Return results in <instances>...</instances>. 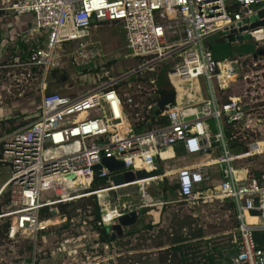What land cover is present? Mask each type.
<instances>
[{
    "label": "built area",
    "instance_id": "obj_1",
    "mask_svg": "<svg viewBox=\"0 0 264 264\" xmlns=\"http://www.w3.org/2000/svg\"><path fill=\"white\" fill-rule=\"evenodd\" d=\"M10 13H31L35 23L14 36L0 32L2 53L11 41L20 44L16 58H0V104L27 95L26 84L34 80L42 92L39 113L0 136V179L10 174L0 182V220L10 222L4 240L28 235L33 247L26 264L52 258L54 248L59 264H120L132 249L119 242L125 237L105 234L121 216L228 198L236 225L227 232L233 253L226 264H264V238L262 245L255 239L264 233V169L236 164L264 153L253 148L264 141V41L251 59L216 58L204 43L216 32L244 38L256 28L264 32V26L241 30L264 20V0H0V21ZM112 24L123 27L125 49L139 60L122 73L114 72L115 56L93 37V30ZM63 44L70 64L94 83L75 97L47 90V73L58 65ZM163 70L174 100L155 114ZM227 127L235 129L234 138L253 134L246 151L230 150ZM176 148L205 159L162 170L179 154ZM107 158L123 165L109 170ZM157 164L158 175L121 184L110 178L150 172ZM215 165L222 176L214 182ZM168 177L173 194L155 201L146 185ZM103 178L106 184L93 185ZM48 190L52 197L41 200ZM48 237L49 252L37 249Z\"/></svg>",
    "mask_w": 264,
    "mask_h": 264
},
{
    "label": "rangeland",
    "instance_id": "obj_2",
    "mask_svg": "<svg viewBox=\"0 0 264 264\" xmlns=\"http://www.w3.org/2000/svg\"><path fill=\"white\" fill-rule=\"evenodd\" d=\"M17 15L18 14H12L10 19L13 21L18 20L19 24L30 22L27 26L35 23V19L31 13H22L18 15V17ZM93 37L100 41L101 46L106 52H112V56H115V73H122L125 69L135 68L137 66L139 60L130 56V52L125 49L124 29L120 24L99 27L93 30ZM263 39L264 32H261L260 28H256L251 32V37L246 36L244 39H238L236 35H224L221 32H216L207 37L204 43L212 49L216 58L237 57L251 59L257 47L262 45ZM62 48L63 49L57 50L58 57L56 61L58 65L47 73V90L59 91L64 95L75 97L87 92V90L94 86V83L91 78L89 79L85 75L78 74L79 68L70 64L67 55L69 48L66 44H63ZM1 53L0 50V56ZM171 64L173 66L176 65L173 61H171ZM198 84L202 91H204L206 88L205 85L201 83V81L198 82ZM26 86L27 95L19 98L17 97L14 101L7 98L9 102H1L0 122L4 117L12 115L16 111L23 113V116H20L26 119L36 116L39 113L42 103V92L39 89L40 81H31L27 83ZM9 126L10 123H1L0 130ZM210 130L211 132H215L216 127L211 125ZM3 133L4 131H0V135ZM253 148L256 150L264 148V141H259ZM230 150L232 151L231 148ZM176 151L179 154L175 158L163 162L162 170H171L184 164L205 159V156L202 154H185L179 148H176ZM211 156H216V153L211 154ZM239 163H243V165L248 166L251 170H263L264 153L254 156L253 158H245L236 162V164ZM211 169L215 170L216 174L213 181L220 180L222 176L221 165H215ZM9 176L10 174L4 172L0 182H4ZM164 183L169 186L174 184V181L169 179V177L164 178L163 182L159 180L151 181L146 185V193L155 201L161 200L162 197L159 192ZM171 190V188H168L169 192H171ZM52 195V190L45 191L41 194V200L45 201L51 198ZM134 197L135 200H139L140 194L136 193ZM233 204V199L228 198L225 202L214 200L209 203L194 204L191 208L184 205L177 208L174 204L165 205L163 211L160 206L146 208L147 210L144 211L145 213L139 214L137 225H140L143 220H145V223H152L151 227L148 230H143L134 237H126L125 235L120 236L125 237V241L124 239H119V242L124 244L128 249H132V253L129 254L127 258L121 259L120 264H178L176 256L172 254L169 255L168 252H165L168 248H171L170 236L172 234L176 235L181 229L194 232V230H197L199 227L203 228L207 235L229 232L236 225V217L232 207ZM4 205L5 203L2 201V208ZM252 220L253 224H257L259 221L256 216H254ZM126 230L127 228L125 227L123 232L125 233ZM23 236L28 235H22L18 240H3L0 242V264H26L29 262L31 251L26 250L25 245L27 244V238ZM48 238V243L42 242L37 246V249H43L49 252V247L52 246L53 243L51 244V238ZM226 241H228V235H224L216 240L219 244H224ZM52 251V261L48 260L50 262H43V264H59L58 255L60 252L56 248L52 249ZM42 252H40L41 256H43Z\"/></svg>",
    "mask_w": 264,
    "mask_h": 264
},
{
    "label": "trees",
    "instance_id": "obj_3",
    "mask_svg": "<svg viewBox=\"0 0 264 264\" xmlns=\"http://www.w3.org/2000/svg\"><path fill=\"white\" fill-rule=\"evenodd\" d=\"M157 81L159 93H168L172 91V87L167 81L165 70H163L158 76ZM153 110L155 114H158L160 111L157 106H155ZM233 131H235L233 127H227L226 136L229 140V147L235 153L246 151L248 147L247 142L250 140L253 134L246 135V133H240L237 134V136L234 138L232 136ZM252 171H256V169H252ZM106 183L107 179L103 178L100 180H96L93 185L95 186L98 184ZM168 188L172 189L171 192L168 191ZM175 188V184L167 186V184L164 183L162 186V190L166 192V195L168 196H171L173 194V190ZM137 222L138 220L133 225L129 226L123 235L134 236L138 233H141L143 230H148L151 227V224L145 223V220H143L140 225H137ZM9 223L10 222L7 218H2L0 220V242L7 237L6 233ZM224 235H227V232L218 233L215 235H207L201 227H199L197 230H194V232H179L174 236L173 239L176 244L172 245L171 248H168L165 252H168L169 255L172 254L173 256H176L178 264H226L230 255L233 253L232 244L229 242V240L224 244H219L218 242H216L217 238H220ZM105 236L106 239L110 240V235L105 234ZM263 238L264 233H255V239L257 242L261 243V245L263 242ZM32 247L33 245L31 241L27 238V244L25 245L26 250L31 251Z\"/></svg>",
    "mask_w": 264,
    "mask_h": 264
},
{
    "label": "water",
    "instance_id": "obj_4",
    "mask_svg": "<svg viewBox=\"0 0 264 264\" xmlns=\"http://www.w3.org/2000/svg\"><path fill=\"white\" fill-rule=\"evenodd\" d=\"M259 26H264V20H259V21H255L252 24H250L248 27H244L243 29H248V28H255V27H259ZM235 30H231L228 32H224V33H235ZM238 39H243V36H239L236 35ZM262 53V50H259V54ZM257 53L255 52V54L253 55L254 57H256ZM174 100V92H168V93H164L162 98L159 100L157 107L158 108H162L164 105L171 103ZM104 162L107 164L109 170H114L116 168H119L123 165L122 161H116L114 159H104ZM95 168L99 169L100 166L96 165ZM161 173V169L159 167V165L157 164L155 169L153 171L147 172L145 170H138L135 173H133L132 171H127L123 174H115L112 175L110 178L111 180L114 182V184H121L125 181H131L134 179H142L145 177H149L152 175H158ZM137 212L136 211H132L129 214H126L124 216H121L119 219V222L115 225L112 226V233L110 235L111 239H115L117 237H120L123 235V229L124 227H129L131 225H133L136 221H137Z\"/></svg>",
    "mask_w": 264,
    "mask_h": 264
},
{
    "label": "crops",
    "instance_id": "obj_5",
    "mask_svg": "<svg viewBox=\"0 0 264 264\" xmlns=\"http://www.w3.org/2000/svg\"><path fill=\"white\" fill-rule=\"evenodd\" d=\"M12 14H14V13H10V14H8V16L7 17H5V19L4 20H1L0 21V32H2V31H8L10 34H11V36H14L15 35V33H17L18 31H21V30H23V29H25L26 27H27V24H29L30 22H28V23H26V24H19L18 23V20L17 21H13L12 19H10L11 18V16H12ZM17 17H18V15H17ZM10 20V21H9ZM124 38H125V35H124ZM20 46V44H19V42H18V40H13V41H11L10 43H9V47H8V49H7V52H3V53H1V56H0V58H4V59H13V58H16L17 56H18V47ZM1 50V49H0ZM2 52V51H1ZM20 115H22L23 116V113H21L20 111H16L15 113H13L12 115H9V116H7V117H4V119L0 122V124L2 123V124H5V123H10V126L9 127H5V129H2V130H0V131H4V133L3 134H5V133H7V132H10L11 130H13V129H15L16 127H18L19 125H22L23 123H25L27 120H29V119H31V118H34L35 116H33V117H31V118H29V119H26V118H23L22 116H20ZM10 128V129H9ZM2 134V135H3ZM1 136V135H0ZM180 150H181V148H179ZM162 193V195H161V193ZM159 193H160V196L162 197V198H165L166 196V192H164L163 190L162 191H160ZM162 209V211H163V207L164 206H160ZM144 211H146V208H144V209H142L141 210V212H140V214H142V213H145ZM150 211V210H149ZM150 224H152V223H150ZM185 232V230H183V229H181L180 230V232ZM134 236H136V235H134ZM170 240V239H169ZM170 245L172 246V245H175L176 244V242H174V240H170ZM58 259H59V257H58ZM58 259H56V260H58ZM48 260H51L52 261V258H46V259H44L43 261H41L40 262V264H43V262H50V261H48ZM44 263V264H45ZM48 264V263H47Z\"/></svg>",
    "mask_w": 264,
    "mask_h": 264
}]
</instances>
